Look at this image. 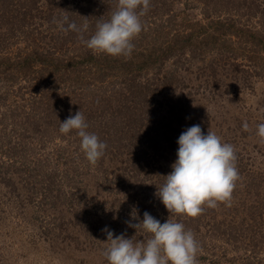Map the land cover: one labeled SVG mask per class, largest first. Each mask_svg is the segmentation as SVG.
Wrapping results in <instances>:
<instances>
[{
	"label": "trees",
	"instance_id": "trees-1",
	"mask_svg": "<svg viewBox=\"0 0 264 264\" xmlns=\"http://www.w3.org/2000/svg\"><path fill=\"white\" fill-rule=\"evenodd\" d=\"M199 3L205 20L188 19L187 12ZM115 6L116 0H0V110L5 107L0 112V180L21 202L36 198L31 190H43L39 203L50 197L49 209L54 207L47 224H55L57 235L65 239L71 235L62 232L85 225L93 209L90 203L80 208L77 199L113 207L105 208L108 222L102 223L114 237L117 230L122 234L127 228V238L146 239L145 233L125 222L132 220L133 210L139 220L145 211L161 223L170 216L155 193L177 159L194 82L210 85L211 92L227 73L240 74L244 85L252 74L264 77V0H150L130 57L94 54L77 33L61 30L64 16L78 25L86 20L87 38L97 19L107 20ZM242 52L246 70L232 63ZM194 66L195 79L189 76ZM19 81L26 84L18 85ZM79 110L89 125L87 131L107 144L95 165L81 152L75 130L67 135L59 131L60 122ZM9 122L23 128L29 142L13 141L11 133L17 129H8ZM32 136L37 145H28L34 144ZM50 167L55 171L51 173ZM11 172L26 175L24 196L18 187L9 186L21 182ZM249 173L250 182L262 183L259 175ZM249 185L236 184L230 206H204L197 217L170 216L195 234L198 264H219V256L210 254L217 242L244 254L229 264H264V217L251 202L246 211L248 198L254 196ZM53 189V195L43 196ZM103 224L99 232L105 242ZM203 248L208 254H202ZM103 264L109 262L105 259Z\"/></svg>",
	"mask_w": 264,
	"mask_h": 264
},
{
	"label": "rangeland",
	"instance_id": "rangeland-1",
	"mask_svg": "<svg viewBox=\"0 0 264 264\" xmlns=\"http://www.w3.org/2000/svg\"><path fill=\"white\" fill-rule=\"evenodd\" d=\"M179 7L182 8L183 4H180ZM187 13L189 14L188 19L192 21L205 20L204 10L200 3L195 4V8ZM220 17L224 18L225 15L222 14ZM19 45L23 48L25 44L20 42ZM240 58L237 57L232 60V63H234V66L241 64L244 68H239L246 70L248 61L244 59L243 52ZM171 63L173 67V61L169 62L170 67ZM197 63L200 65L202 62L197 61ZM192 70L193 72H189L192 74L185 72V75L189 74L190 78L195 79L196 66ZM199 83H201V80L194 82L195 87L192 89L191 100L185 105L188 109L187 112H191V114L184 117L182 126L188 128L198 124L205 135L209 130L213 131L222 138L223 142L234 146L237 157L236 166L240 175L237 183L242 186L251 184L249 187L254 195L251 196L252 199L248 198L246 211H250L249 202H251V205L254 206L252 209L260 213L261 217H264V142H261V139L256 135V126L259 123H264V77L252 74L249 83L244 85L240 74L236 76L234 73H227L222 77V80H217V89L211 92L209 91L210 85L198 86ZM25 84L26 82L23 81L18 83V85ZM16 88L17 83L14 85L13 90ZM2 109L5 110V107H1L0 112L3 111ZM244 122L248 123L249 131L243 130L242 125ZM8 124V129H17L15 133H11L14 136L13 141H16V138L20 142H29V138L24 136L23 132L25 130L23 128H18L13 122ZM32 139L34 144L28 145H37V137L32 136ZM57 143L68 146L66 141L61 143L57 140ZM36 156L42 158L40 155ZM36 156L31 157V160ZM54 171L51 168V173ZM252 171L255 175H259L258 179L262 178L261 184L257 185L250 182L252 178L248 177V174ZM11 175L13 178L17 177L13 172H11ZM17 178L21 182L16 186L11 184L9 186L18 187L22 195L26 194L27 190L22 189L26 182V175L19 173ZM24 188L28 189L27 186ZM42 191L33 192L31 190V194L37 195L36 198L33 197L21 202L22 198L11 196L8 188L0 180V264H103L105 258L102 257V250L105 246L102 245L104 239L103 234L99 232V228L103 223L108 222L106 221L105 208L112 211L113 207L109 204L102 206L100 202L96 204L95 200L83 201L77 199L80 208L84 206V203H90L93 209L90 211L91 214L86 217L85 225L62 232L65 236L71 235L70 238L65 239L63 235H57L60 230L55 228V224L53 226L47 224L54 207L51 210L49 209L48 205L53 206L50 197H47L48 201H45L44 204L39 203ZM54 192V189L51 192L46 190V192H43V196L44 194L46 196L53 195ZM122 196L123 194H121ZM62 200L65 201V199ZM120 201L124 205L122 199ZM119 211L122 212V207ZM116 222L118 223V218ZM105 224H103L104 227H106ZM116 228L118 227L116 226ZM126 229L123 228L122 233ZM117 234H121L120 230H117ZM209 245L213 246V244ZM214 247L211 249L210 254L214 253L219 256V264H229L232 259L236 262V259H241L242 255L244 256L237 248L234 249L233 246L224 242H217ZM223 252H228V254L223 255ZM202 254H208L205 252V248L202 249Z\"/></svg>",
	"mask_w": 264,
	"mask_h": 264
},
{
	"label": "clouds",
	"instance_id": "clouds-1",
	"mask_svg": "<svg viewBox=\"0 0 264 264\" xmlns=\"http://www.w3.org/2000/svg\"><path fill=\"white\" fill-rule=\"evenodd\" d=\"M149 8L150 0H116L109 18H98L94 33L87 38L85 33L89 25L86 20L78 25L64 16L59 24L63 32L77 33L80 43L94 54L130 57L135 47L133 40L144 28L141 17ZM88 127L79 110L60 122L59 131L67 135L75 130L80 138L81 152L95 165L104 156L107 144L95 133L88 132ZM242 128L249 131L248 123L244 122ZM256 135L264 142V123L256 126ZM177 143V159L171 165L172 171L164 176V183L155 193L170 216L197 217L203 213L204 206L215 208L218 203L230 206L240 179L234 146L223 142L213 131L205 135L198 124L183 131ZM130 215L138 222L125 223L136 232L145 233L147 238H127L124 233L114 237L108 227L102 229L107 237L102 242L105 244L102 255L109 264H198L200 244L184 223L170 216L161 223L147 211L142 220L136 210Z\"/></svg>",
	"mask_w": 264,
	"mask_h": 264
}]
</instances>
